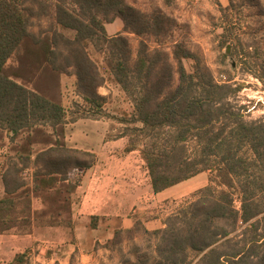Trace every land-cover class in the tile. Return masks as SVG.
Instances as JSON below:
<instances>
[{
  "label": "trees",
  "instance_id": "trees-1",
  "mask_svg": "<svg viewBox=\"0 0 264 264\" xmlns=\"http://www.w3.org/2000/svg\"><path fill=\"white\" fill-rule=\"evenodd\" d=\"M55 1L56 23L75 31L72 39L61 36L67 48L63 62L57 61L54 40L27 30L28 17L16 0H0V150L7 139L12 153L3 155L0 233L10 231L18 220L31 223V196H40L44 206L69 208L84 170L97 160L95 153L66 144L62 104L16 81L22 71L7 73V61L21 49L31 68L51 64L53 71L63 72L65 66H73L82 99L100 110L103 97L97 88L104 79L86 41H102L116 49L109 67L131 95L133 121L140 123L131 128L135 138L124 151L139 150L152 191L215 170L225 177L228 188L236 187L240 193L239 212L229 190L201 188L196 199L168 216L164 228L154 230L160 242L153 264H264V120H245L230 102L229 96L239 87L218 83L198 68L187 71L183 60L195 56L180 43L172 50L171 63L161 51L151 55L141 40L130 66L127 39L121 33L107 36L104 23L112 14L121 18L125 31L159 34L165 28L161 14L150 16L124 0ZM33 2L44 6L42 0ZM66 2L78 9L72 12ZM44 11L48 12L47 5ZM189 140L195 142L193 150L187 147ZM34 145L41 147L34 150ZM29 167L31 183L22 176ZM70 173L79 177L73 180ZM23 199L28 202L26 214L15 210ZM224 223L232 227L227 229ZM24 257L25 252L17 253L9 264H22Z\"/></svg>",
  "mask_w": 264,
  "mask_h": 264
},
{
  "label": "rangeland",
  "instance_id": "rangeland-1",
  "mask_svg": "<svg viewBox=\"0 0 264 264\" xmlns=\"http://www.w3.org/2000/svg\"><path fill=\"white\" fill-rule=\"evenodd\" d=\"M42 1L45 7L33 0H16V3L28 17L27 30L35 36H48L54 40L57 61L63 62V58L67 56V48L61 36L72 39L75 31L62 29L56 23L55 0ZM124 1L150 16L161 14L165 17V28L161 33L138 35L125 31L120 17L109 15L111 21L104 23L106 34L112 37L121 33L127 39L130 66L136 59L141 40L151 55L161 51V57H167L171 63L172 50L175 44L180 43L195 56L194 59L183 60L187 71L194 72L198 68L211 74L218 83L238 86V91L229 96L230 102L240 108L239 112L245 120H264V0ZM46 5L47 13L44 11ZM65 6L71 11L78 9L70 2H66ZM86 50L99 65L104 79L103 84L97 88V93L103 97L100 110L82 99L76 86L73 66H65L63 72L53 71L51 64L44 69L31 68L28 60L22 56L23 51L19 49L7 61L5 69L7 73L21 70L23 76L15 78L16 81L62 104L66 113L64 136L68 146H83V142L84 145L95 147L106 140L122 138L121 149L106 146L103 150L119 159L127 157L131 176L144 180L148 177L150 182L139 150L124 151L135 138L131 128L139 127L140 123L133 121L134 105L131 95L115 81L109 67V63L116 58V49L102 41L95 43L88 40ZM133 84L137 86V80H133ZM172 84H176V75ZM8 146L11 144L6 139L0 150V197L3 193V155L6 152L7 156L12 154L8 151ZM40 147L33 146L34 150ZM187 147L193 150L195 142L189 140ZM108 150H111L110 153ZM243 152L252 157L247 148ZM98 160L84 170L80 184L87 170L93 168ZM32 171L33 168L29 167L22 172L25 182L31 183ZM70 175L73 180L79 177L74 173ZM225 180L215 170L202 171L166 191L168 195L165 199L149 200L141 213L131 211V227H117L111 232V236L104 237L101 242L97 240L95 246L89 248L76 245L75 207L80 195L78 187L74 202L69 208L60 210L56 205L49 207L51 203L44 206L40 196H31V223L26 225L24 221L18 220L10 231L0 233V264H9L17 253L22 252H25L22 264H153L156 259L155 250L160 242V235L154 233V230L164 228L168 216L196 199L201 188L211 185L215 190H229L233 206L240 212V193L236 187L228 188L223 183ZM27 204L24 199L20 201L15 207L16 212L25 210ZM26 212L27 209L20 214ZM90 220L91 224L95 222L93 217ZM224 224L227 229L232 227L231 223ZM241 225L239 221L237 228L240 229Z\"/></svg>",
  "mask_w": 264,
  "mask_h": 264
},
{
  "label": "crops",
  "instance_id": "crops-1",
  "mask_svg": "<svg viewBox=\"0 0 264 264\" xmlns=\"http://www.w3.org/2000/svg\"><path fill=\"white\" fill-rule=\"evenodd\" d=\"M121 139L106 140L95 147L84 145L83 142V146H71L91 151L99 159L93 168L87 170L78 186L80 195L75 207V233L76 245L81 248L95 246L97 240L101 242L104 237L111 236V232L117 227H131V211L141 213L146 209L149 200L165 199L168 195L166 191L176 186L154 193L148 177L147 180L133 178L127 157L119 159L103 150L106 146H117L121 149ZM110 151L108 150L109 153ZM92 217L95 221L93 225L90 220Z\"/></svg>",
  "mask_w": 264,
  "mask_h": 264
}]
</instances>
